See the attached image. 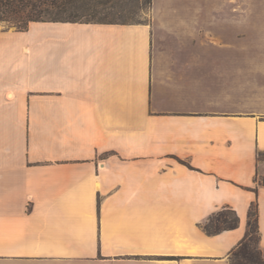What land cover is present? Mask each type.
Masks as SVG:
<instances>
[{
    "label": "crops",
    "instance_id": "1",
    "mask_svg": "<svg viewBox=\"0 0 264 264\" xmlns=\"http://www.w3.org/2000/svg\"><path fill=\"white\" fill-rule=\"evenodd\" d=\"M199 2L0 31V264H231L255 200L264 253V93L205 66ZM226 207L239 225L208 234Z\"/></svg>",
    "mask_w": 264,
    "mask_h": 264
},
{
    "label": "rangeland",
    "instance_id": "2",
    "mask_svg": "<svg viewBox=\"0 0 264 264\" xmlns=\"http://www.w3.org/2000/svg\"><path fill=\"white\" fill-rule=\"evenodd\" d=\"M144 6L131 4L125 11L117 9L120 21H150V5L144 0ZM136 3V2H135ZM200 13L197 14L199 22V46L196 49L197 54L202 57L212 56L215 61L210 60L208 64L217 74L232 73L244 79L247 75L248 89L255 90L257 94L264 93V0H231L233 6H238L235 12L213 13L212 4L206 0H200ZM216 4H219L217 1ZM246 4V6H245ZM244 5V6H243ZM246 8V9H245ZM187 18V16H182ZM39 24L33 22L28 30H18L15 25L0 23V31L9 32L15 39L23 38L28 40L30 34ZM186 35V32L170 31L164 33V39L161 43L169 48L173 39ZM222 40L223 44H213L212 38ZM157 44L159 41L157 40ZM249 95V102L253 99ZM255 101V100H254ZM259 101V100H258ZM258 101H255L258 103ZM264 160V152L260 156ZM258 182L264 183V173H259Z\"/></svg>",
    "mask_w": 264,
    "mask_h": 264
},
{
    "label": "trees",
    "instance_id": "3",
    "mask_svg": "<svg viewBox=\"0 0 264 264\" xmlns=\"http://www.w3.org/2000/svg\"><path fill=\"white\" fill-rule=\"evenodd\" d=\"M146 3L151 7L152 0H146ZM131 4L144 6L145 2L144 0H0V23L15 25L18 30L24 31L28 30L33 22H143L116 19L117 9L121 8L125 11ZM262 153H259V159ZM239 222L237 211L232 207H226L214 213L203 228L208 234H216L236 228ZM260 240L259 203L255 200L248 210L245 235L231 251V264H264Z\"/></svg>",
    "mask_w": 264,
    "mask_h": 264
},
{
    "label": "bare ground",
    "instance_id": "4",
    "mask_svg": "<svg viewBox=\"0 0 264 264\" xmlns=\"http://www.w3.org/2000/svg\"><path fill=\"white\" fill-rule=\"evenodd\" d=\"M36 23H40V22H36ZM36 29H38V27ZM35 30L33 32H35ZM23 50H24V52H29L30 51V49H29V47L27 45H24Z\"/></svg>",
    "mask_w": 264,
    "mask_h": 264
}]
</instances>
